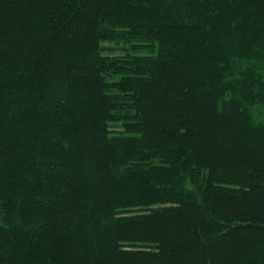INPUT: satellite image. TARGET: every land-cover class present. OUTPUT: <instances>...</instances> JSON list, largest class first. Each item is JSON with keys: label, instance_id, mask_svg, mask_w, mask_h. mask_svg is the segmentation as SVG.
<instances>
[{"label": "trees", "instance_id": "trees-1", "mask_svg": "<svg viewBox=\"0 0 264 264\" xmlns=\"http://www.w3.org/2000/svg\"><path fill=\"white\" fill-rule=\"evenodd\" d=\"M0 264H264V0H0Z\"/></svg>", "mask_w": 264, "mask_h": 264}, {"label": "rangeland", "instance_id": "rangeland-1", "mask_svg": "<svg viewBox=\"0 0 264 264\" xmlns=\"http://www.w3.org/2000/svg\"><path fill=\"white\" fill-rule=\"evenodd\" d=\"M111 46V47H113V48H115L116 46H114V45H112V44H106V46ZM117 50V49H116ZM116 54H118V53H116Z\"/></svg>", "mask_w": 264, "mask_h": 264}]
</instances>
